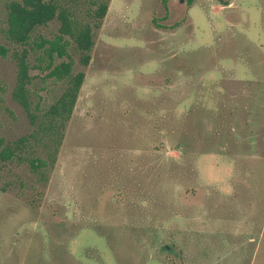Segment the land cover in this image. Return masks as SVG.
Segmentation results:
<instances>
[{
	"label": "rangeland",
	"instance_id": "1",
	"mask_svg": "<svg viewBox=\"0 0 264 264\" xmlns=\"http://www.w3.org/2000/svg\"><path fill=\"white\" fill-rule=\"evenodd\" d=\"M230 1H109L47 182L0 161V264H264V0ZM31 75L46 109L65 84ZM14 82L0 55L5 141L34 128Z\"/></svg>",
	"mask_w": 264,
	"mask_h": 264
},
{
	"label": "trees",
	"instance_id": "2",
	"mask_svg": "<svg viewBox=\"0 0 264 264\" xmlns=\"http://www.w3.org/2000/svg\"><path fill=\"white\" fill-rule=\"evenodd\" d=\"M97 5L87 12V20L75 14L66 0H9L6 2L4 36L10 45L0 44V55L10 53L15 63V82L11 98L27 114L33 130L14 140L0 137V161L27 164L41 183L48 180L61 145L64 128L73 112L85 74L73 71L74 60L70 50L76 51L80 64L87 66L94 45V28L99 27L107 13L110 0H90ZM228 6L230 0H215ZM166 5L167 0H162ZM191 5L193 0H186ZM59 21L58 33L53 38L36 34L39 27ZM228 21V19H227ZM228 23V22H227ZM230 28V26H227ZM60 59V60H57ZM31 70L43 73V79L65 84L57 99L41 109L34 99ZM41 145V153L34 146Z\"/></svg>",
	"mask_w": 264,
	"mask_h": 264
},
{
	"label": "flooded vegetation",
	"instance_id": "3",
	"mask_svg": "<svg viewBox=\"0 0 264 264\" xmlns=\"http://www.w3.org/2000/svg\"><path fill=\"white\" fill-rule=\"evenodd\" d=\"M181 1V0H180Z\"/></svg>",
	"mask_w": 264,
	"mask_h": 264
}]
</instances>
